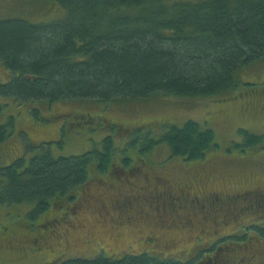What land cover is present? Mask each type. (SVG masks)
I'll return each mask as SVG.
<instances>
[{
  "label": "trees",
  "instance_id": "obj_1",
  "mask_svg": "<svg viewBox=\"0 0 264 264\" xmlns=\"http://www.w3.org/2000/svg\"><path fill=\"white\" fill-rule=\"evenodd\" d=\"M52 1L63 11L52 22L0 19V62L12 73L10 81L0 82V97L49 106L60 102L108 106L153 98L222 96L240 86L243 67L264 60V0ZM85 116L76 117L92 128L95 121ZM105 126L109 134L81 155L56 157L49 140L38 145L41 152L28 162L23 156L0 168V208L31 204L29 215L34 219L53 204L71 206L83 199L78 190L94 176L114 178L111 167L119 165L117 159L122 174L129 176L139 168L133 162L144 161L160 144L170 150V158L186 162L205 160L219 149L215 129L194 120L171 125L158 138L138 126L128 128L107 119ZM7 130V125H0V140L8 137ZM239 132L246 139L234 144L239 152L264 148L263 135ZM67 134L63 127L56 140L64 141ZM119 137L126 138L122 147L116 144ZM169 199L167 204L171 198L166 194ZM254 202V210L264 208V196L256 195ZM29 215L15 224H27ZM260 221L240 224L231 235L213 239L206 253L201 250L183 261L149 252L111 259L102 251L96 258L68 264H233L237 262L229 263L230 250L264 247Z\"/></svg>",
  "mask_w": 264,
  "mask_h": 264
},
{
  "label": "rangeland",
  "instance_id": "obj_2",
  "mask_svg": "<svg viewBox=\"0 0 264 264\" xmlns=\"http://www.w3.org/2000/svg\"><path fill=\"white\" fill-rule=\"evenodd\" d=\"M62 14L61 8L52 0H0V19L22 18L31 23H49ZM10 78L12 73L0 62V82H8ZM240 80L237 89L222 96L153 98L108 106L79 102L49 106L32 100L20 103L12 98H1L0 104L5 108L0 111V125H7L10 135L0 140V168L13 163L15 158L19 159L22 151L28 162L41 150L37 143L49 140L53 142L49 147L56 157L81 155L99 145L109 134L105 119L128 128L138 126L143 131L152 130L156 138L171 125L180 126L188 120L206 123L215 129L219 149L210 152L205 160L186 162L178 157L170 158V150L160 144L163 148L157 146L146 154L144 161L137 160L139 168L129 176L122 174L124 170L117 159L119 165L111 167L116 173L114 178L100 180L99 176H94L86 188L78 191L84 195L83 199H89L92 206L95 205L94 196L116 190L135 193L138 205L134 204L133 212L122 218H118L116 212L106 214L91 207L88 210L83 208L75 219H69L68 226L64 224L56 228L62 236L50 238L49 247L54 253L43 254L45 252L34 250L23 254L20 251L21 247L30 248L34 241L36 228L30 227L33 224L31 217H28V226L15 224L29 215L31 204L1 207L0 264H45V260L51 261L58 256L50 264H68L78 258H96L102 251L109 258L149 252L160 259L183 261L195 257L201 250L206 253L213 239L231 235L240 224H252L255 219L264 222V208L254 210L255 196H264V148L253 146L239 152L234 147V144L246 140L240 129L264 136V60L243 67ZM78 114H86L85 118L89 116L95 125L89 128L76 117ZM63 127L68 134L62 138L64 141L56 140L60 139ZM124 139L119 137L116 144L122 147ZM100 175L106 176L107 173ZM179 188L192 192V197L202 196L204 192V195L215 197L217 202L204 204L199 197V202L198 198L186 201L181 197L171 199V204L164 203L167 201L165 190L177 191ZM173 202L181 205L176 208ZM53 205L41 216V219L44 215L48 217L45 222L65 212L63 207ZM159 205L166 211L159 210ZM170 206L173 210H167ZM11 224L15 226L12 228ZM6 226L11 229L3 234ZM230 253L229 263L241 257L240 263L249 260L243 264H264L262 246L230 250Z\"/></svg>",
  "mask_w": 264,
  "mask_h": 264
},
{
  "label": "flooded vegetation",
  "instance_id": "obj_3",
  "mask_svg": "<svg viewBox=\"0 0 264 264\" xmlns=\"http://www.w3.org/2000/svg\"><path fill=\"white\" fill-rule=\"evenodd\" d=\"M138 164L137 162H133ZM104 191H108V190H104ZM176 194V197H174V193ZM103 194V196H102ZM165 194L168 195L169 198L171 199H178V198H184L186 201H190L193 200L195 201V198H201V200L198 198V202L199 200L202 201V203H209V204H214L215 202H217V199H215V197H212L211 195H204L205 193L203 192V195L200 196L198 195H194V197H192V192L188 191L186 192L183 188H179V190L177 191H173L172 189H168L165 190ZM202 194V193H200ZM134 198H137L135 193H124V191H120V190H116L113 192H106V193H100L99 196H94V201H95V205H91V202L89 201V199H81L80 202L76 203V204H80L78 208L73 209V205H76L75 203L71 206H62L64 208L65 212H62L56 219L51 220L50 222L47 221L45 222V220L48 218L46 215H44V217L41 219V216L47 212H43L37 216L34 217V219H32L33 224H30V227L33 226L34 228H36L35 234H34V241L31 245L30 248L28 249H24V247H21L20 251L23 254H27V253H33L34 250H40L39 252H45L43 254L48 253H54V250L52 248L49 247L50 245V238L52 236H56L59 235L60 237L62 236L61 234H59L58 232H56V228L58 227V225H69V221L72 220L73 218L75 219V215L77 216V214L83 210H88L90 207L95 209L97 212H103L105 211L106 214H110L111 212H116L118 218H122V216L124 215H129L131 212H133L132 210V206L134 205V202H137L138 205V200H135ZM84 202H86L87 204H85ZM164 203L167 204V202L165 201ZM174 206H176V208L181 205V203L178 204V206L176 205L175 202H173ZM60 207V208H62ZM159 210L162 209L161 205L158 206ZM172 207V206H170ZM173 208V207H172ZM183 210V207H180ZM165 209V208H163ZM30 213V211L28 212ZM29 217H31L29 215ZM70 219V220H69ZM36 223V224H35ZM17 225L19 226H26L27 224H20L18 223ZM29 225V223H28ZM27 225V226H28ZM12 228L15 225H12ZM11 229L10 227L6 226L5 230L3 231V234H6L9 230ZM32 231V228L30 229ZM38 240V241H37ZM48 245V247H46ZM2 251V250H0ZM41 254V253H40ZM39 254V255H40ZM130 255H133L132 253H129ZM37 255V254H36ZM125 256V255H124ZM123 257V256H121ZM121 257H113L111 256V259H115V258H121ZM252 256H250V258H252ZM58 257L54 258V259H58ZM54 259L50 260H45L44 263L45 264H50L52 262H54ZM240 258L236 259L237 263H240ZM247 262L249 261L248 259H246ZM246 260H242L243 264Z\"/></svg>",
  "mask_w": 264,
  "mask_h": 264
},
{
  "label": "crops",
  "instance_id": "obj_4",
  "mask_svg": "<svg viewBox=\"0 0 264 264\" xmlns=\"http://www.w3.org/2000/svg\"><path fill=\"white\" fill-rule=\"evenodd\" d=\"M1 98H3V97H0V99H1ZM3 108H5V107H3ZM11 118H12V117H11ZM12 119H14V118H12ZM7 132H8V136H9V135H10V134H9V131L7 130ZM19 135H20V134H18V137H19ZM22 136H23V135H22ZM28 137H29V136H28ZM23 138L27 140V138H26V137H24V136H23ZM37 144H39V143H37ZM30 147H31V146H30ZM22 155H24V151H22ZM22 155H21V156H19L18 158H23V156H22ZM14 160H16V158H15Z\"/></svg>",
  "mask_w": 264,
  "mask_h": 264
}]
</instances>
